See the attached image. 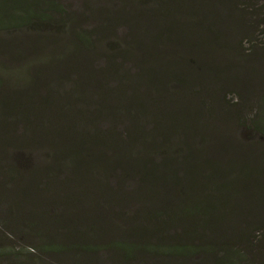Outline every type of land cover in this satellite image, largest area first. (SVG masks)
I'll return each mask as SVG.
<instances>
[{"label":"trees","instance_id":"16d2710c","mask_svg":"<svg viewBox=\"0 0 264 264\" xmlns=\"http://www.w3.org/2000/svg\"><path fill=\"white\" fill-rule=\"evenodd\" d=\"M105 1L81 12L89 27L63 0H0V223L46 239L64 220L94 237L47 238L45 252L253 264L264 146L234 130L264 138V46H242L264 0ZM33 25L54 30L4 36ZM231 89L259 108L225 103ZM21 254L0 246V264Z\"/></svg>","mask_w":264,"mask_h":264},{"label":"rangeland","instance_id":"374dc122","mask_svg":"<svg viewBox=\"0 0 264 264\" xmlns=\"http://www.w3.org/2000/svg\"><path fill=\"white\" fill-rule=\"evenodd\" d=\"M66 6L69 8V11L75 12L76 15L80 18V24H85L89 27H96L98 24L97 18H90V15L87 13L84 17H80L82 13H86V8L88 6H96L98 3L104 4L105 0H63ZM112 5H119V2L116 0H108ZM109 3V5H111ZM51 28L48 25H33L24 31L18 33H8L4 35L7 38L11 39H22L28 35H31L35 32H43L50 33ZM254 38H249L245 40L243 43V48H250L252 44L253 47L258 45L257 47L264 46V27L258 29L256 34L253 36ZM252 93L247 91V94H241L238 90H227L225 95L226 102L232 106L234 102H242V110L249 115H252L255 110L259 107L257 104L250 106L249 108H245L243 106L245 100L249 101L250 97H252ZM236 131L235 138L240 142H244L246 144L252 145L253 143L264 146V138L260 137L258 133L246 130H234ZM18 154V153H17ZM16 154H14L15 157ZM7 161L4 162L9 165L15 164L13 161V157L7 156ZM43 159V156L41 157ZM48 159V158H47ZM47 162V160H46ZM63 176V175H60ZM264 206V203L262 204ZM59 212V208H51L48 210V216L53 217L56 216V213ZM248 216L252 218L264 217L263 210L254 211L251 210L248 213ZM1 217V215H0ZM68 223L64 220H61L59 223H50L44 229L47 232V238H49L52 242L66 243L70 244V241H74L77 239V236L80 238H88L87 240H93L92 234H87L86 232H82L79 228H71L70 231H67ZM70 228V227H69ZM40 233H36V235L27 236L23 232H19L14 230L8 226H4L0 223V246L8 247L9 249H13L14 253H24L20 256H17L16 259H8L6 256L2 264H21L23 261H27V264H125L123 261L117 259L115 255L109 250H100L95 248L86 251L79 252L76 250L69 251H55V252H45L41 250L43 241L46 240L44 237H40ZM79 239V238H78ZM249 239L252 243L249 245V249L244 248V252L248 254L253 264H264V227H257L253 230L252 234L249 236ZM84 240V239H79ZM144 263H130V264H153L149 258L144 257ZM25 263V264H26ZM187 264V263H185Z\"/></svg>","mask_w":264,"mask_h":264}]
</instances>
